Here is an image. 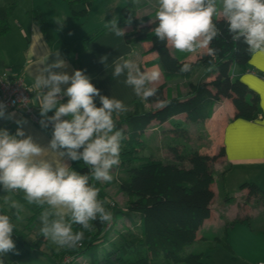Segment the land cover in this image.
<instances>
[{"label":"trees","instance_id":"16d2710c","mask_svg":"<svg viewBox=\"0 0 264 264\" xmlns=\"http://www.w3.org/2000/svg\"><path fill=\"white\" fill-rule=\"evenodd\" d=\"M0 1L1 37L9 30L7 21L16 0ZM63 1L68 5L81 2L84 7L75 12L76 16L86 15L88 1ZM137 9L138 5L134 0H125L122 16L132 23V29L124 35L125 42H150L152 50L157 53L156 63L166 82L177 78L189 80L193 73L200 70L202 77L196 82L187 83L184 97L165 96L164 83L155 87V96L144 99L147 104L159 102L157 108L146 109L138 101L131 110L114 117L117 128L122 129L125 136L121 142L118 175L114 176L116 179L112 183L105 182L103 185L90 180L100 190L98 199L109 201L105 207L113 213V220L110 224L92 221L88 230L73 225L74 231L84 232V239L76 248H61L58 252L47 253L57 264H62L66 256H72L74 262L85 257L86 262L83 264H207L208 256L192 252L188 248L194 244L197 230L209 217V205L213 199V164L224 156V150L220 148L212 156L198 151H181L174 153V162L154 160L143 156L144 151L149 149L144 141V133L152 122L163 124L181 114L191 123H202L211 117L214 105L221 99L231 100L235 108V119L252 121L258 116L256 93L238 77L231 76L234 67L241 72L246 71L253 53L249 52L244 43L232 39L224 19L214 18L220 34L209 45L208 53L194 62H187L170 55L166 42L156 38L154 29L158 26V21L147 25V17H136ZM102 32L93 33L88 41L96 39ZM212 49L215 52L210 51ZM185 64L191 65L190 72H181ZM77 163L82 164L79 173L89 172L83 161ZM111 186H115L127 198L125 207H120L107 198L105 189ZM240 189H247L249 197L264 195L255 183H243ZM36 208L41 209L38 205ZM14 213L15 209L11 207L7 211L0 209V214L9 215L16 225L12 237L16 247L13 252L8 253L10 259L16 261L30 255L25 230L33 228L37 215L27 219L25 230H19L17 223L20 219ZM123 220L130 226L116 232L114 239H111L110 235L115 233L116 224ZM248 221L236 219L228 226ZM228 226H225L221 237L213 239V243L232 254L227 242ZM3 264L10 263L3 260Z\"/></svg>","mask_w":264,"mask_h":264},{"label":"crops","instance_id":"0c3cea01","mask_svg":"<svg viewBox=\"0 0 264 264\" xmlns=\"http://www.w3.org/2000/svg\"><path fill=\"white\" fill-rule=\"evenodd\" d=\"M84 1L89 2L87 12L85 16L79 17L75 12L83 9L81 2L68 5L63 0H16V5L7 21L9 30L0 37V71L7 72L10 77L20 76L27 85L32 87L35 114L40 119L42 117L37 99L39 93L33 87V74L40 66L55 60L57 54L67 62V71L70 74L75 70H83L101 91V95L123 101L128 110H131L134 103L138 101L142 102L146 109L152 106L153 109L157 108L159 102L147 104L144 99L137 97L133 89L124 83L126 73L119 78H113V61L119 56L132 60L141 71L160 72L159 81L152 87L166 83L165 96L170 98L184 97L187 92V83L196 82L202 77L200 70L193 73L189 80L177 78L166 82L156 63L157 53L152 50L150 42L128 44L124 36H117L111 30L110 22L113 20L125 33L132 29L131 21L122 16L125 0ZM136 4L138 5L137 18L147 17V25L157 20L156 12L159 5L156 0H136ZM215 19L223 18L215 17ZM76 30H79L77 36H69L70 32L73 33ZM98 31L103 32L96 39L88 41V38ZM61 42L63 47L60 46ZM77 44L79 47L75 48ZM167 47L170 55L179 61L194 62L201 55L208 53V48L189 53ZM105 55L108 56L106 65L98 62L100 57ZM259 75H264V53L260 52L251 56L246 71L241 72L234 67L231 73L233 78L238 77L258 97V116L252 121L235 119V108L231 100L221 99L214 105L211 117L202 123H191L184 114H181L163 124L152 122L149 125V127L154 126L155 131L161 127L173 131L170 124L174 123L176 127H179V122L183 120L185 122L183 130L186 134L193 132L198 140L205 139L206 151L200 153L212 156L223 148L224 156L219 162L213 164L214 181L211 185L213 199L209 205V217L197 230L195 242L188 250L193 252L192 249L197 246L196 253L204 254L205 242L209 238L207 234L212 232L215 233L213 235H218L217 233L222 231V236L225 226H228L231 221L249 220L248 223L237 222L228 226L227 242L232 254L226 252L229 255L227 261L231 262L230 264H257L264 261V204L261 203L262 211L257 217V211L254 212L249 200L252 197H260L264 200V195L249 197L247 189L239 187L235 190L243 183H255L264 192V79ZM63 102H67L66 97ZM96 104L97 107L101 106L99 98L96 99ZM9 112L15 113L14 120L0 119V129L4 128L15 134L18 128L15 120L27 119L29 123L23 130L41 146L47 147L51 140V131L34 125L22 111ZM67 163L72 168L77 162L67 161ZM231 172H234L232 176L229 175ZM217 181L219 184H216ZM5 197L10 198L9 203H5ZM13 200L20 205L23 202L30 205L31 216L36 214V220L40 218V212L43 209L38 210L36 204L28 203L22 191L7 193L0 190V209L9 210L10 202ZM20 219H22V212ZM116 228H114L115 236L118 232ZM27 234L26 232V237ZM225 262L221 263L226 264ZM206 263L212 264L210 256Z\"/></svg>","mask_w":264,"mask_h":264},{"label":"clouds","instance_id":"9594fccd","mask_svg":"<svg viewBox=\"0 0 264 264\" xmlns=\"http://www.w3.org/2000/svg\"><path fill=\"white\" fill-rule=\"evenodd\" d=\"M158 3V26L154 31L156 38L167 46L189 53L209 48L220 34L214 18L222 17L233 40L244 43L253 54L264 53V0H158ZM110 23L115 35H125L115 20ZM107 60L105 55L98 62L106 65ZM113 64V78L126 73L124 83L137 97L148 99L156 95L152 85L159 81L160 72L141 71L123 56ZM67 68V62L57 54L55 60L40 66L33 74V87L39 93L40 124L44 129L52 128L47 147L23 130L29 123L27 119L15 120L18 125L15 134L0 129V186L7 193L22 191L28 203L43 208L39 218L42 236L61 248L71 249L84 239V232L74 231L73 225L88 230L92 221L110 224L113 220V213L105 207L109 201L98 199L100 190L90 180L112 183L116 179L112 172L120 166L125 136L114 117L128 109L123 101L101 95L83 70L70 74ZM190 71V64L181 68L183 73ZM65 97L66 103L62 102ZM14 118L15 113L0 102V119ZM67 161H83L89 172L81 174ZM9 200L5 197V203ZM10 207L20 219L23 206L13 200ZM15 228L9 215L0 214V257L15 250L12 238Z\"/></svg>","mask_w":264,"mask_h":264},{"label":"rangeland","instance_id":"374dc122","mask_svg":"<svg viewBox=\"0 0 264 264\" xmlns=\"http://www.w3.org/2000/svg\"><path fill=\"white\" fill-rule=\"evenodd\" d=\"M157 4L158 0H156ZM79 31V30H78ZM77 30L73 31L72 35H78L79 32ZM60 46L63 47V43H60ZM79 44L75 46L78 48ZM152 106V105H151ZM153 108V106H152ZM180 120V119H179ZM181 121V120H180ZM179 127H176L174 123H171V127L173 131L169 128L161 127L158 130H154V126L148 127V129L144 133V141L149 146L147 148L143 156L154 159V160H162L165 162H174V153L175 152H183L188 153L191 151L205 152L207 145L205 144V139H197L195 133L186 134V131L183 130L185 128V122L182 120ZM172 134V135H171ZM220 161V157L216 162ZM75 163V162H74ZM186 164V163H185ZM82 167V164L75 163L72 166V169L77 171ZM119 173L121 172V168L118 169ZM231 172L229 175L232 176ZM112 174L114 176L118 175L117 168L113 169ZM217 178V174L215 173ZM101 185L105 182L98 181ZM216 184H219L217 181ZM240 185L235 190H238ZM105 193L107 198H109L112 202L117 204L120 207H125L127 202V198L122 196L115 186H111L105 189ZM252 205V209L257 211V217H259V213H261L262 204H264L263 198L260 197H252L249 199ZM262 203V204H261ZM23 212L22 219H20L19 223H17L19 230H25V225L27 224V218L31 216V211L29 208H32L30 205H26L24 202L22 203ZM255 216V215H254ZM37 217V216H36ZM34 227L32 231L25 230L27 232L26 242L30 249V255L24 259L13 261L10 259L9 254L0 257L2 260L10 263V264H57V262L47 255V253L58 252L61 247L57 246L50 239H45L40 233L41 222L40 219L35 220ZM130 226L129 223L125 220L122 222H118L116 224V229L118 232L123 231L124 227ZM122 226V227H121ZM215 233L210 232L207 234L209 236L207 242H205V256H210L212 264H223L226 261V264H230L231 262L227 261L229 255L227 252L221 247L213 243V239L215 236L221 237L222 231H219L218 235H213ZM111 239H114L115 233L113 232L110 235ZM193 252L198 251L197 246L192 249ZM74 262V261H73ZM86 262L85 257H81L78 260L76 259L74 264H83ZM223 262V263H221Z\"/></svg>","mask_w":264,"mask_h":264},{"label":"built area","instance_id":"2783aa9c","mask_svg":"<svg viewBox=\"0 0 264 264\" xmlns=\"http://www.w3.org/2000/svg\"><path fill=\"white\" fill-rule=\"evenodd\" d=\"M261 78L264 79V75ZM32 97L33 89L24 82L22 77H10L7 72L0 71V102L8 105V111H22L34 125L42 128L41 119L35 114ZM46 130L52 132L51 127ZM0 190H3L2 186H0ZM11 193H16V191ZM73 261L72 256H66L62 260V264H71ZM257 264H264V261Z\"/></svg>","mask_w":264,"mask_h":264}]
</instances>
